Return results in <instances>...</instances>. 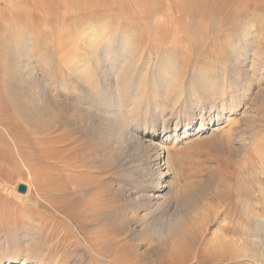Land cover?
<instances>
[{
    "label": "rangeland",
    "instance_id": "rangeland-1",
    "mask_svg": "<svg viewBox=\"0 0 264 264\" xmlns=\"http://www.w3.org/2000/svg\"><path fill=\"white\" fill-rule=\"evenodd\" d=\"M62 1L2 0V7L4 13L15 11L16 6L28 7L31 19L42 24L40 40L49 42L59 41L55 26L70 29L75 25L63 20ZM69 1L71 5L88 3L90 13L78 18L80 21L98 17L99 9L102 15L110 12L114 27L133 24L135 43L145 53L154 49L155 56L159 48H170L188 66L202 64L207 73L221 70L227 86L243 84L232 80L233 68L239 66L244 87H239L240 99L233 113L220 122L198 130L202 113L211 106L200 107L188 110L193 118L185 127L187 107L184 113L179 107L170 114L167 129L156 132L158 141L170 147L176 175L169 172L164 180L166 200L154 202L149 211L167 221L184 214L189 224H185L187 235H177L167 245L144 231L147 244L135 249L132 232L145 223L129 226L127 218L146 211L125 200L132 193L130 188L125 195L102 196L101 203H88L85 194L79 197L77 189L88 190L99 184V177L106 181L104 188L121 182L114 170L100 168L81 151L74 153L68 132L35 127L19 117L0 75V253L12 248L14 237H21L26 247L16 249L24 257L32 251L39 259L37 264H170L177 257L190 260L188 264H264V0ZM13 18L18 16L14 13L6 22H14ZM247 21L252 24L245 33L246 41L240 36L232 55H225L223 41ZM1 24L0 41L5 38ZM248 38H252L251 48L246 50ZM75 40L80 42L79 37ZM82 55L79 51L78 56ZM3 56L0 52V66ZM143 99L136 109L135 124L144 117L153 118L151 109L162 105L158 97L146 95ZM139 132L144 133L143 126ZM175 132L180 134L177 139ZM20 184L26 185L25 192L18 190ZM27 227L34 228L29 238L23 234ZM222 238L231 248L246 250L247 255L253 251V242L262 256H243L231 262L219 259L215 244Z\"/></svg>",
    "mask_w": 264,
    "mask_h": 264
},
{
    "label": "bare ground",
    "instance_id": "bare-ground-1",
    "mask_svg": "<svg viewBox=\"0 0 264 264\" xmlns=\"http://www.w3.org/2000/svg\"><path fill=\"white\" fill-rule=\"evenodd\" d=\"M62 2L64 5L60 9L64 15L63 20L66 24L75 25L70 29L55 26L59 41L44 42L40 40L42 24L31 19L28 7L20 5L16 6L15 11L4 13L0 0L1 30L5 35L0 41V52L4 55L0 75L7 99L27 124L56 128L61 133L68 132L74 153L81 151V155L91 158L100 168L114 170L116 179L121 182L120 186L112 183L104 188L102 184L106 181L99 177V184L85 191L77 189L79 197L85 194L88 203H101L102 196L116 193L125 195L130 188L132 193L125 195V200L146 211L141 216L127 218L129 226L145 223V227L135 228L132 232L135 249L147 244L146 235L167 245L169 239L187 235L185 224L189 223H186L187 217L184 214L167 221L165 216L151 215L149 211L154 202L166 200L164 180L169 172L175 173L168 152L170 147L158 141L156 132L167 129L174 108L180 107L184 113L187 107L183 117L187 127L193 118L187 114L188 110L211 106L206 113H202L198 130L205 129L207 124L220 122L224 115L230 116L240 99L239 87H244V81H240L241 69L239 66H230L234 69L231 73L234 84H243L240 83L237 88L235 85L227 86L222 80L221 70L207 73L206 67H201L202 64L193 63L188 66L182 55H177L170 48H159L155 56L154 49L145 53L135 43L133 24L114 27L112 13L102 15L99 5L98 17L80 21L78 18L90 13L88 3L71 5L69 0ZM13 12L18 19L13 18L14 22L7 23L6 20L11 18ZM251 24L250 21L245 22L225 38V55H232L240 36L241 40L246 41L248 34L245 33ZM78 37L80 42L76 43ZM251 39L248 38L245 44L246 50L251 48ZM79 51L84 55L79 57ZM227 92H231L230 97H226ZM146 95L158 97L162 105L151 109L150 112L155 114L153 118L144 117L142 122L139 120V124H135L139 115L136 114L138 103ZM10 119L6 124L11 123ZM140 126H143L144 133L139 132ZM179 136L175 132L174 139ZM59 141L60 145L64 142L63 139ZM170 181L172 184L173 179ZM173 189L170 188V193ZM140 201L143 203L140 204ZM24 230L23 234L29 238L34 228L27 227ZM223 238L215 244L219 259L225 258L231 262L243 256H249L250 259L254 255L262 256L258 251L260 247L253 242L248 241L253 251L247 255L244 249L245 252L231 248ZM13 240L12 248L0 253V264H33L35 261L37 264L39 259L35 258L32 251H28L24 257L21 255L23 252L16 249L26 247L24 240L21 237L19 240L14 237ZM189 261L177 257L170 264H188Z\"/></svg>",
    "mask_w": 264,
    "mask_h": 264
},
{
    "label": "water",
    "instance_id": "water-1",
    "mask_svg": "<svg viewBox=\"0 0 264 264\" xmlns=\"http://www.w3.org/2000/svg\"><path fill=\"white\" fill-rule=\"evenodd\" d=\"M18 190L20 192H25L26 191V185L25 184H20Z\"/></svg>",
    "mask_w": 264,
    "mask_h": 264
}]
</instances>
